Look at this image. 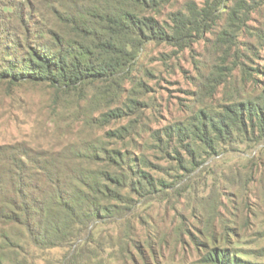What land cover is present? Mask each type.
<instances>
[{
    "label": "trees",
    "instance_id": "trees-1",
    "mask_svg": "<svg viewBox=\"0 0 264 264\" xmlns=\"http://www.w3.org/2000/svg\"><path fill=\"white\" fill-rule=\"evenodd\" d=\"M177 3L0 0V83L42 87L60 134L84 131L50 147L0 143V264H160L142 209L199 195L197 178L216 182L211 160L227 154L243 153L264 199V0ZM208 33L210 61L194 59L198 105L153 128L143 53L180 55ZM222 204L216 182L198 198L206 227L179 225L199 254L191 264H264V228L250 239Z\"/></svg>",
    "mask_w": 264,
    "mask_h": 264
},
{
    "label": "rangeland",
    "instance_id": "rangeland-1",
    "mask_svg": "<svg viewBox=\"0 0 264 264\" xmlns=\"http://www.w3.org/2000/svg\"><path fill=\"white\" fill-rule=\"evenodd\" d=\"M183 1L178 0L177 5ZM196 1L200 4L203 2ZM256 16L261 19L259 15ZM211 37L212 34L208 33L205 39L196 42L180 55H173L171 47L167 45H148L141 62L153 71V75L144 77L152 88L146 97V103L149 122L153 128H160L186 117L192 112V107L198 105H195L193 95L198 76L194 59L196 57L210 61L206 41ZM262 53L264 55V50ZM223 94L221 88L214 101L223 99ZM48 103V94L40 86L21 84L11 87L0 83V143L27 140L34 146L50 147L58 141L77 139L84 134L83 129L75 124L71 133L68 129L59 127L61 135L57 122L49 115ZM224 157L223 161H218L217 158L211 160L218 174L216 182L219 198L223 202L220 212L229 223L241 227L253 240L254 231L264 228V221L261 224L258 222L264 215V199L258 196L255 183H247L254 181L245 180L247 169L243 153L227 154ZM197 182L194 186L199 195L195 191L185 195L173 194L165 201L155 200L141 211L148 220L145 230H150L154 244L161 247L157 252L160 264H191L199 257L187 234L181 242L176 233L182 223L192 232L206 227L203 221L199 222L197 216L198 198L207 194L216 182L213 177L208 178L207 182L199 177ZM145 230L140 228V237L146 236ZM254 244L264 245V238Z\"/></svg>",
    "mask_w": 264,
    "mask_h": 264
}]
</instances>
